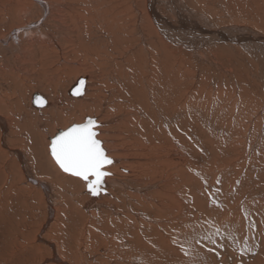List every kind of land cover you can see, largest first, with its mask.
<instances>
[{
  "label": "bare ground",
  "instance_id": "1",
  "mask_svg": "<svg viewBox=\"0 0 264 264\" xmlns=\"http://www.w3.org/2000/svg\"><path fill=\"white\" fill-rule=\"evenodd\" d=\"M168 1L169 0H167V3L164 4L162 6V8H160V5L158 4V0H0V15H1L0 21H2V23L4 24V25L3 24L0 25V149H3V150H0V184L2 183V185L0 186V237L8 239L7 243L9 242V244H11L14 242V241L12 242L11 238L13 236H16L19 233V228H22L24 231L26 229L27 230L29 229V228H27L28 225H26V223L22 222V220H21V223L23 225L21 224V227L20 226L19 227L17 226V228L14 227V221H18L16 219L19 218L16 215L19 216V214H20V216L24 217L27 215L26 214L27 212H30V211L35 212V214L31 213L32 216L31 215L30 216L27 215V216L30 217V218L28 217L29 219L34 218L36 220L38 219L39 221H41V223H40L41 227L40 226H39L40 228L37 227L38 229H42L43 227L45 228V226L47 225V222H50L54 216L56 218V215H55L56 212L52 208V206H50V205L45 206L46 204L44 205V203H43V204L39 205L41 207H39V206L33 207V204H35V203L32 204L30 202V199H31V201H34V199L31 197L29 198V196H30V192L32 190H34L35 188L32 189L31 186L27 185V182L30 184L36 185L37 188L40 190L39 191V190L35 189V196H37L36 194L39 195V192H45L46 195L50 196V194H49L50 189L47 188V186H48L47 184L54 185V186L58 185V187L62 188L63 191H65L67 188H78V191L80 193H82L81 190L83 189V193L85 194L84 201L86 202L88 198H90V200L87 203H85V205L84 204L82 205L81 201H80V204L82 206H79V207L83 208V209L93 208L97 212L100 211L97 208L102 207V209H104V210H101L102 212L100 211V213L105 212V214L107 215V218L109 217L108 219L105 218L107 221L109 220V222L108 223L106 222L104 224L105 227L102 228L103 230H105V232L109 236L107 239V246H106L107 248L101 250L102 253L100 256H104L107 253V255L110 254V255H112L111 257L118 258L119 260L117 263V262H115V260H117V259L114 260V258H110L113 260L107 262V264H119V263L120 264H123V263L124 264H131L129 260L134 258V257L135 258L132 259L133 264H135V263L136 264H164V262L162 263V260L164 258H165V260H164L165 262H169L168 261V259H169L168 255L171 252H174L175 251L174 249L176 247L175 246L173 249V247L171 245H173V242L175 240H177V237L174 240H170L171 236L169 233V234H165V235H167L166 237L162 236L163 238H159L157 240L150 238V240L149 241L147 240V242L152 247H145L146 244L142 241L140 242L141 234L138 230L139 229L138 227H140L141 225H144L145 222H152V221L155 222L156 221L154 219L155 216L153 214H155L154 210H158V209L153 207V206H156L157 204L156 205H153V204H154V202L155 203H157V202L155 200L153 201V199H155V198H152L151 196H149L150 194H148V193H153L152 191H150L151 189L149 191H146V192L144 189H142L139 193V194H141V196L139 198L137 197V199H136V193L133 192V184L134 183L128 182L127 184H124L123 181L130 180V179H128V177L130 175H129V173H127L126 170H124L122 168V165H119L118 161H119V157H126L127 154H125V155L121 154L122 150L119 149L117 147L118 145L114 142V139H113L114 136L112 135V128L110 127L111 122L109 123L108 119L103 120V119H100L98 117L97 118H94V117L90 118V119H94V121L98 125V127H96L94 129L97 132L96 138L101 141L102 146L105 149L107 156L113 161V163L111 165L106 166L104 169L106 172L110 173V175H108L104 178L102 187L100 188V190L102 192L99 190L98 194L95 196L92 195L87 190V188H86L87 183L85 181L79 179L78 177H74L70 174L64 173L58 167V165L55 163V161L53 160V158L50 155V152H49L50 139H52L54 137V135L57 133L58 130H65L66 128L65 129H58L53 134V136L48 137L47 145H46V148H47L46 151L48 152V158L47 159H46V157H47L46 151L43 154L44 157L42 156V147H44V146L42 144L43 140L41 141L40 140L41 138L39 139L40 133H37L33 130L34 128H40L42 125V124H40V125L36 124V121L38 120V119H36V117H38V112H41L39 114L43 113V114L50 115L49 116L50 119L47 120L46 123H43L44 126L45 125L48 126L50 123L55 124V126H57L56 124H59L60 118H63L66 115V111L68 110L67 109L66 111H63L64 109H62V110L59 109L60 107H64L65 105H67V102L64 101L65 98L68 99V100L67 99L66 100L70 102L69 106H71L72 108L73 107H77V108L82 107V108L87 109L89 112L95 111V113H97V110L98 111L100 110L103 113H105V117L112 115V113H114L115 110L118 112L125 113L126 109H131V112L129 115H123V114L122 115L125 117V122H129L132 125H134L136 123H140V121L142 119H144V120L148 119L150 115H153V117L157 116L159 118V120H162V117L165 115L166 117H165L164 121H165V123H167V122H169L171 120H175L177 117L181 116V112L179 113V112H177V110L171 109V107H172V105L173 106L175 105L174 100L177 97L179 90L180 91L182 90V86L187 81L186 78H191L192 80H195L196 78H198V76H200L198 78V79H200L201 75H203L202 76L203 78L204 77L206 78V76H212L214 79V82H210L213 84L212 86H214V89H211L212 88L211 87V88L207 89V91L205 90L207 95L209 94V96L210 95L212 96V94H213L214 96L218 97V99H216V100H219L220 99L219 95H221L222 93H224L226 91L228 93V96L230 99H232V100L237 99V100L233 101L234 105L231 104L232 106L240 104V108H241V107H243L241 105H245L247 110H248V107H250L251 103H255V102H253V98L250 94H252L254 92L255 88L257 87V85H255L254 82L251 81V79L253 77L256 79L258 78L259 81L261 79L263 82V88H264V35H261L257 32H254L256 30H253L252 32H250V30H245V28H238L237 26H232V27L228 28L227 31L221 30V31L213 32L212 31L213 28L211 27L213 25L210 23L209 19H207L206 21L199 20V21H201V22H199L198 18H197V20L195 19L196 18L195 15L196 16L198 15L201 18H203L202 17V15L204 14L203 12L211 14V13H213V12L215 13L217 11L223 16L222 17V18H224L223 22H231L232 21V23H233V21L250 20L264 30V0H188L187 3L190 4L191 8L190 7L189 8L191 10L188 9V7L186 6V10H185L186 14L183 12L184 10L181 7H179L178 4H176V2L174 3L175 0L174 1L170 0V2H168ZM172 1H173V4H172ZM159 9L163 12H169L170 11L171 14L174 13L173 12V10H174L175 11L174 14L177 17L179 16L181 18V20H183L182 23L185 22L184 24H186V30H191L192 32L195 31L196 34L194 32L193 33H194V36L196 35V38H200L199 39L200 43H201L200 46L203 45V47H204L205 42L207 43L211 39H212L211 41H213L214 44L217 42V45H220V46L221 45L223 46V43L228 44L229 42H232L233 44H236V46L240 47L239 49L245 51L248 56L247 55L242 56L241 52L238 50L237 47H236V49H237L236 52L238 53V55H241V57L240 56L234 57V59L220 60L217 58V54H216V56L214 55L216 51L213 52L214 54L209 53L207 51L209 53L208 57L205 56L202 51H201L202 53H200V54H190L189 52L186 54L187 50L185 49L184 42L179 37L180 35L174 34L175 32H173L174 31L173 26H171V24H169L167 22V18L162 16L161 12H159ZM10 13L15 14L14 15L15 18L13 20H9L10 18L9 19L7 18V16H9ZM35 13H37V14L34 17ZM201 13H203V14L200 15ZM207 17H209V16L207 15ZM225 18H226V20H225ZM217 19H219V18H217ZM6 21H8V22L6 23ZM220 22H222V21L218 20V23H220ZM235 23H237V22H235ZM17 30L19 31V33H15V31H17ZM202 32H207L206 33L207 35H203ZM192 35H186V46L189 47L188 44H190V45H192L190 47H192V49H193L195 46H193L194 44H191L192 41L190 40V38L192 39ZM196 38H194V39H196ZM217 45H216V47H217ZM200 46L198 49H200ZM234 47H235V45H234ZM230 48L233 49L232 47H230ZM203 49H206V48H203ZM211 49H213V48H211ZM231 49H229V51H231ZM215 50H217V49L215 48ZM219 50L220 49H218V51ZM72 51L78 52V54H81V57H84L85 59L96 58V60L98 61L100 66H99V68H93V67L92 68H93V70L94 69L98 70L99 72H97V73L102 74V76L98 77L99 74L98 75L96 73L94 74L93 73L94 71L90 72L91 70L89 71L87 69L88 66L87 67L83 66V64L80 62L81 60L77 61V62L70 60L71 59L70 58L71 57L70 52H72ZM221 51H222V49H221ZM72 55H73V53H72ZM191 55H193V57H191V58H193V60L190 58ZM93 56H95V57H93ZM77 59H79V56ZM37 62H40L39 65H41V67H43L42 69H43L44 73H45V71H47V73H53V72H57V71H58V73H64L65 71H68V70L70 71L72 69V71H75L78 74H81V69H79L80 64H81V68L84 67L85 70L82 71L84 74H81V76L75 78L73 82H69L68 86L66 88H64V91L60 90V92L57 93L58 95L55 94L59 97L56 96L57 98H54L53 101H51V99H48L45 95H43L42 94L43 92L41 93L39 91L31 94V96L28 95L30 97L29 98L26 94V92L28 91V90L26 91V86H28V84L25 85V83H28L29 80H32L31 79L32 77L36 76L35 70L37 69L36 68ZM79 62H80V64H79ZM101 63H103V64H101ZM254 64L259 65L258 67H260L259 69H260V77L261 78L253 75L252 66ZM47 65L54 66V68L49 69V67L47 68ZM251 70H252V72H251ZM86 71L90 72V73H88L89 75L87 73H85ZM49 76H51V75H49ZM226 77L228 78L227 81L225 80ZM213 79H212V81H213ZM215 79L217 80L216 82H215ZM223 79L226 82L224 83V87L221 88L220 84H221V81ZM45 80H47V83H50L52 81V76L47 77V79H45ZM208 80H209V78H208ZM80 81H84V84L82 86L80 85ZM196 81H195V83H196ZM201 81H202V79H201ZM42 82H44V80ZM101 82H103V84ZM42 85H44V83ZM51 85H53V84L51 83ZM100 85H102L103 87ZM186 85L188 87L187 83H186ZM203 86H204V84L202 85L201 83H199V85L197 86L198 88L197 87L194 88L195 89L194 94L196 92L201 91V90L204 91L205 88L202 89ZM186 88H184V90H186ZM257 88H258L257 90H259V87H257ZM77 89H80L82 94L73 95V92L77 91ZM212 90H214V91L212 92ZM55 91H56V88H55ZM100 92H101L100 99L102 98L103 103H104L102 105L104 107V108L102 107L103 109H101L100 106L94 104L95 101L93 102V98H95V97L98 98V94ZM220 92H222V93H220ZM234 92H235V94L232 97V94ZM237 92H239V94ZM33 96L35 98L37 96L42 97L43 100L45 101L43 106H40L38 102L33 103V98H34ZM28 98H29V100H28ZM214 98H216V97H214ZM12 99H15L16 102L11 103ZM21 100L28 101V108L27 109L26 108L21 109L22 114L20 115V114H18L19 112L15 113V111H16V109H18L17 108L18 105H19V107H21L20 106V105H22L21 102H23ZM94 100H96V99H94ZM254 100H255V98H254ZM97 101H98V99H97ZM99 101H101V100H99ZM199 101H201V99ZM108 102L113 103V104L108 106ZM23 103H25V102H23ZM96 103H99V102H96ZM252 107H250V108H252ZM258 107L260 108V105H258ZM242 109H239V110H242ZM55 110H59V111L55 112ZM251 111H254V109H252ZM261 111H262V109H261ZM33 112H37V113L33 114ZM148 112H149V114H148ZM197 112H198L197 118L201 119V121L203 122V124L205 126V127L202 126L203 128H205L207 130L209 129L212 132L214 130H216V128L214 129L215 126L210 124L211 121L208 120L209 118H207V117L205 118V115H203L201 113V110H197ZM231 113H232V111H231ZM251 113L253 114V112H251ZM260 113L261 112H259V114ZM32 114L34 117L31 116L32 117L31 118L30 115H32ZM51 114H52V116H51ZM261 114H263V113H261ZM22 115H23V117H22ZM223 115L224 114H221L222 117H223ZM231 115H230V117L233 116V115L232 116ZM234 115H235V113H234ZM114 117H116V116H114ZM137 117H139V119ZM220 117H219V120H220ZM222 117H221V120H222ZM236 118L238 120H240L241 123H239V122L238 123L242 125L244 121H245V123H248V122H246V120L249 118V114L247 116V114L245 112V113H242L240 116H237ZM155 119L157 120V118H155ZM215 119L218 121V118L215 117L214 120ZM226 119L227 118L225 116V121H226ZM258 119H261V117ZM222 121H224V120H222ZM227 121H228V119H227ZM230 122H232V120L229 121V123ZM250 122H251V120H250ZM153 123H156V122H153ZM215 123L216 122L214 121L213 124H215ZM260 123L261 122L259 120L258 124H260ZM78 124H81V123H78ZM114 124H116V123H114ZM263 124H264V121H263ZM70 125H73V124H70ZM174 125L176 126V124H174ZM172 126H173V124H172ZM256 126H258V125H256ZM46 127H45V129H46ZM222 127H224V126H222ZM244 127L241 128L242 132L238 128L236 129V130H239L241 132L239 137H238V134H236V133L234 135L237 138H240L242 136V138H241L242 141L240 139H238L239 143L237 145H238V147H244V149H245L244 156L241 154L243 156V159L241 160L243 165L241 168L244 167L245 169L242 170V172H239V171L235 172L236 178H235V180H232V181H234L233 182L234 185L235 184L237 185V183H239V182L241 184L246 185V184H249L252 181H254L257 178V176H259V178H260L259 174H255V173H257L255 170H256V168H258V167L260 168L264 164V162L262 161L264 159V154L261 152V150H259L255 155L257 157H260V159L261 158L262 159L257 163L253 162L254 161L253 159L257 158V157H254V155L252 156L250 154H252L251 150H253V152H255V148H254V145H251V146L248 145V142H249V144H252L251 143L252 141H253V143H255L254 139H255V136L257 134L254 135V133L251 132L252 129L250 130L248 127H245V128ZM147 128H145V129H147ZM177 129H180V128H177ZM167 130H168V128H167ZM172 130L176 131V129H174V128ZM236 130H235V132H236ZM193 131H195L196 133H200L203 136L206 132L205 131V132L201 133L200 130H199V132H197L196 130H193ZM226 131H228V130H226ZM12 133L14 135V139L12 138L13 136L11 137ZM215 133H217V132H215ZM258 133H259V131H258ZM216 135H218V133ZM248 135H249V137H248ZM199 136L200 135H198V137ZM219 136H220V133H219ZM221 136H223V135H221ZM234 136H231V137L235 138ZM253 136H254V138H253ZM15 137H16V139H18L17 141H16ZM20 137H22V138H20ZM186 137H187V135H186ZM214 137H215V135L212 136V135H210L209 132H207L204 136V138L206 140H208V142H212L214 145V146L213 145L212 146L215 147V148H212L210 150L206 149L207 153L204 155L205 161L209 162V161L213 160L212 163L214 165L216 164V167L222 166V165L226 166L227 162L224 163L223 162L224 160L221 157H223V156H225L224 158L228 157V155L226 156V153H228L229 151H237V149H236L237 145L235 146V148H233L228 143V141L224 142L223 141L224 139L223 140L220 139L221 137L220 138L219 137L214 138ZM223 138H225V136ZM135 140H136L135 142L137 144H142V143L146 142L144 139H142L140 137H136ZM5 141H11L13 143L17 142V144H19L18 148L19 147H20V149L23 148V151H19V150H16L13 148L11 149V148L7 147L6 144L4 143ZM193 141H195V140H193ZM233 141H235V140H233ZM199 143H200V141H199ZM194 144H195V142H194ZM209 144H211V143H209ZM259 147L264 149V141H262L260 143L258 148ZM15 148H16V146H15ZM24 148L27 149V151L30 150L29 152H31V154H33L32 155L33 157L27 156V153L25 152ZM172 149H173V147H172ZM214 150H217L216 151L217 156L215 155ZM190 153H192V152H190ZM178 155H179V153H178ZM156 157H158V156H156ZM180 157H182V156H179V158L176 156L175 160L176 161H183L184 157L183 158H180ZM191 157H193V155ZM230 157H232V156H230ZM234 157H235V155H234ZM171 158H173V157H171ZM154 159L157 160V158H154ZM238 160H239V158H238ZM161 161H163V160H161ZM235 161H237V159H235ZM255 161H257V160L255 159ZM185 162H186V159H185ZM195 162H196V159H195ZM159 163H161V162L159 161ZM158 164H157V166H158ZM162 164H164V163H162ZM169 164H170V162H169ZM231 164L229 163V165H231ZM47 165H49L50 167ZM153 165H155V164H153ZM157 166H154L153 168H155ZM182 166H185V165H182ZM234 166L237 167V165H234ZM28 168L30 169V171L27 170ZM183 168H185V167H183ZM201 168H203V167H200V169ZM228 168H230V167H228ZM234 168H232V169H234ZM148 169H149V167H148ZM225 169H227V168H225ZM225 169H223V170H225ZM263 169H264V167H262V171H263ZM189 170H191V169H188V171ZM213 171H215V169H211V170L209 169L207 171L204 170L202 172L203 173L202 177L201 176L200 177L206 180V177L209 176V173L211 174V173H213ZM144 172H147V171H144ZM195 172H197V171H195ZM23 173L26 175V177L28 179L27 182H25L23 179V175H24ZM222 173H225V172H222ZM222 173H220V177L223 175ZM233 173H234V171H233ZM150 174H151V171L149 170L148 173H146V174H143V175L139 174L137 176L138 178H136V179L138 181L140 180V182L142 181L144 183L145 181H149L148 178L151 177ZM198 174H200V173H198ZM60 175L62 177L64 176V178L66 177V179L60 180L59 179V178H61ZM164 175H165V173H164ZM179 175L180 174H178V176ZM211 176H212V174H211ZM247 177H249V179H247ZM222 178H223V176H222ZM262 178H261V180H262ZM154 179H156V177H154ZM157 179L159 180L158 177H157ZM161 179L159 180V183H160ZM172 179H174V178H172ZM198 179H199V177H198ZM207 179H208V177H207ZM80 180H81V182H80ZM186 180H184V181H186ZM263 180H264V178H263ZM42 181L45 182L46 184H44ZM174 181L172 183H164L163 182V184H162L163 186H161V187L158 185L161 189H160V191H158V189H157V191L160 192V194L165 196V200L164 199L161 200V198L156 197V198L160 199V203H161V201L170 200V201H168V203H169V202H171V200H174V199H175L176 203H179L178 201L180 199L186 200L185 199L186 198V192H184V190H185L184 187H182V188L180 187L179 190H181V191L174 194V195L170 194L171 193L170 191H168V192L164 191L165 188L173 189L174 186L176 185L174 183ZM198 181L202 182L200 179ZM206 181H208V180H206ZM215 181H217V180H215ZM232 181H231V183H232ZM221 182L222 181L219 182V185ZM154 184H156V183H154ZM241 184H240V186H242ZM263 184H264V182H263ZM79 185H80V189L78 187ZM160 185H161V183H160ZM196 185L198 186L199 184L196 183ZM236 185H235V187H236ZM107 186H108L109 191H107L104 188ZM147 187H149V186H147ZM186 187H187V184H186ZM191 187H193V186H191ZM196 187H194V189ZM226 187L223 189L226 190ZM232 187H230V188H232ZM188 188H190V187H188ZM210 188L212 189L214 187H210ZM216 188H218V187H216ZM259 188H261V190L263 189L262 187H259ZM177 189H178V187H177ZM234 190H236V188ZM212 191H213V189H212ZM259 191H260V189H259ZM154 192H155V190H154ZM260 192H262V191H260ZM225 193H227V192H225ZM247 193H249V192H247ZM205 194H207V192ZM220 194H222V193H220ZM52 195H54V194H52ZM142 195H143V197H142ZM195 195H196V193H195ZM209 195H210V193H209ZM228 195H230V193H228ZM244 195H246V194L244 193ZM248 195H250V194H248ZM202 196H204V195L202 194ZM141 198H143V200ZM250 199H252V198H250ZM202 201H201V203H202ZM257 201H258V203H256V204L260 205L258 207L262 206V210L261 209L260 210H261V212L264 213V198H263V200L260 199ZM141 203H144V204L148 203L147 205L145 204V206L147 208V209L145 208L146 210H142L140 208V206L142 205ZM162 203H164V202H162ZM184 203H186V202H184ZM210 203H211V201H210ZM224 203L225 202H223L222 205ZM182 204H180V205L182 206ZM232 205H235V204H232ZM35 206H36V204H35ZM67 206H69V205H67ZM43 207H44V209H43ZM171 207L169 206V208H171ZM194 207L195 206H193V208ZM196 207L198 210V206H196ZM223 207H225V206H223ZM226 207H228V206H226ZM151 208L152 209L154 208L153 212H152ZM182 208H183V206H182ZM200 208H201V206H200ZM200 208H199V211H200ZM172 209H173V207L171 208V210ZM202 209H204V206ZM221 209H222V207H221ZM218 210L220 211V209H218ZM226 210H229V209L226 208ZM42 211L46 212L43 220L41 219L42 218ZM159 211H160V208H159ZM163 211H164V209H163ZM165 211H167V210H165ZM168 212H171V211H168ZM251 212H252L251 211V203L249 201L248 202L245 201V203H244V202H242V200L241 201L238 200L237 205H235L234 207L232 206V215H230L231 213L230 214L226 213L221 219H219V220H221L220 224H225V223L232 224L234 227L233 232H235L236 228L241 232L246 228V230L249 234L243 235V238H245L247 241H249L250 237H251L250 233H252V231L254 230L252 223H251L252 222ZM258 212L261 213L260 211H258ZM75 214L79 215L78 212L77 213L75 212ZM174 214H176V213H174ZM219 214L220 213L218 212V216H220ZM46 215L48 216L49 219L47 222L44 223ZM193 215H194V213H193ZM210 216H212V215H210ZM93 217L94 216H92V219L96 220V218H93ZM74 218H73V221H74ZM103 219H104V217H103ZM37 221H35V222H37ZM158 221H161V220H158ZM19 222H20V219H19ZM102 222H104V221L102 220ZM142 222H144V224ZM161 222H163V220ZM74 223L76 224V221ZM74 223L71 225V226H74L73 230H75ZM140 223H142V224L139 226ZM158 223H160V222H158ZM28 224H30L31 227L33 225L32 223H28ZM130 224H132L133 226ZM155 224H156V222H155ZM170 224H168V225H170ZM146 225H147V223H146ZM154 225H153V227H157ZM157 225H159V224H157ZM211 225H212L211 229H214L211 231L213 233L216 232L220 228L219 226H216L214 223ZM76 226H78V225H76ZM163 226H164V224H163ZM145 227H147V226H145ZM149 227L152 228V226H149ZM142 228H143V226H142ZM167 228H169V227H166V230L174 232V229L172 230V227H170L169 229H167ZM65 229H66V231H70L72 228H69V230H67V228L65 226L64 229H62V231L64 233H66ZM157 229H155L154 231H157ZM261 229L264 230V224L263 223H262ZM30 230L31 231H29V232L25 231L24 236L27 237L30 234H32V229H30ZM144 230L145 229L142 230V232H143L142 236L144 234H147L148 232H150L147 229H146V231H144ZM151 230L153 231V229H151ZM176 230H177V233H179L181 235V230H179V229H176ZM152 231H151V233H152ZM159 231H160V233H162L161 230H159ZM159 231H157L156 233H153V234L156 235V234H158ZM75 232H76V230H75ZM115 233H117V235ZM37 234H39V231ZM114 236L117 237L119 239V241L115 240ZM148 236H150V234ZM174 236H172V237H174ZM16 237H18V235ZM180 239L182 240V237H180L178 239L179 242L181 241ZM261 239H262V244H260V246H264V234L261 235ZM20 241H22L21 238H20ZM49 241H51L52 244H49V243H46V244L52 248L48 247L45 244H42V245H45L48 247V250H46V251L50 250V252H49L50 256L51 255L53 256V254L55 255V259L50 258L51 261H53L54 264H72V263H70V261L68 262L65 257H63V256H65L63 247H62V249H59V247L57 248L56 242H54L52 240H49ZM18 242H19V240H18ZM40 242H41V240H40ZM117 242H123L126 250L122 251L120 253H117V251L115 249L110 248V247H112V245L116 244ZM241 242H242V240H241ZM22 243H23V241H22ZM244 244L247 245V244H249V242L244 243ZM244 244H241V246L238 250L239 253H237L236 255H240L241 257H243V249L245 248ZM38 247H36V248H38ZM248 247L249 246H247V248ZM135 248H139V250L136 251V250H134ZM2 249H4L3 251L6 252V254L4 252L0 251L1 254L3 255L2 256L0 254V257H1L0 260L1 261L3 260V262H1L0 264H12L13 262H16V264H18L19 263L18 261L22 258L31 256V255L32 256L38 255V253H36V252L40 248H38V249L27 248V249H24V251L19 252L18 254L16 252V255L11 254L13 257H15L12 260H9V259H11L10 255H9L10 257L6 256L7 253L9 252V250L6 251L5 247ZM54 249H57V253H54ZM251 249H255V247L254 248L250 247L245 251L248 252ZM177 251H179L178 254L180 253V256L182 258H184L183 252L185 251V253H186L187 250L185 248L184 249L177 248ZM189 251H190V248H189ZM134 252H137V253L135 255H133L132 253H134ZM138 252H140V253H138ZM149 252H150V254H153V257H152V255H148ZM131 254H132V256L128 257V255H131ZM159 254L163 255V256H167V257L160 259L158 257ZM45 255H47V254H45ZM70 256H72V255L70 254ZM124 256H127L128 260H125L126 258H123ZM4 257H7L8 259H6V260L2 259ZM136 257H139V258L136 259ZM141 258H143V259L140 260ZM70 259H72V258H70ZM73 260H74V258H73ZM76 260L77 259H75V261ZM260 260H262V259H260ZM79 262L81 263V261H79ZM98 262H99V264H101L100 261H96V264H98ZM121 262H123V263H121ZM138 262H140V263H138ZM80 263H78V264H80ZM105 264H106V262H105Z\"/></svg>",
  "mask_w": 264,
  "mask_h": 264
},
{
  "label": "rangeland",
  "instance_id": "2",
  "mask_svg": "<svg viewBox=\"0 0 264 264\" xmlns=\"http://www.w3.org/2000/svg\"><path fill=\"white\" fill-rule=\"evenodd\" d=\"M173 1H172V4H173ZM187 1L188 0H175L174 3L176 2V4H178V6L181 7L184 10L183 12L186 14V11H185L186 10V6L188 7V9L191 8L190 4L187 3ZM168 2H170V0ZM166 3H167V0H158V4L160 5V8H162V6L164 4H166ZM159 12H161L162 16L165 17V18H167V22L169 24H171V26H173V28H174V31L173 32H175L174 34L175 35H177V34L180 35L179 37L184 42L185 49L187 50L186 51V54L188 52L190 54H200V53L203 52L204 55L208 57L209 53H213V52L216 51L215 54L214 53L213 54L215 56L217 54V58L220 59V60H223V59H234V57H239V56L241 57V55H238V53L236 52V50H237L236 47H237L238 50L241 52L242 56L243 55L244 56L247 55V53L245 51L239 49L240 47L236 46V44H233L232 42H229V43L227 42L228 44L223 43V46L222 45L220 46V45H217V42L214 44V42L211 41L212 40L211 39L210 40L211 42L210 41L207 42V43L205 42L204 47H203V45L200 46V44H201L200 43V40H199L200 38H196V35L194 36L195 31H193L194 32L193 33L191 30H186V24H184L185 22L182 23L183 20H181V18L179 16L177 17L174 14L175 13L174 10H173L174 13H172V14L170 13V11L169 12H163L160 9H159ZM203 13L200 14V15L203 14L202 15L203 18H201L198 15L197 16L195 15L196 18L195 17L194 18L196 20L198 18V21L199 20L206 21L207 19H209L210 20V23L213 25V26H211L213 28V30H212L213 32H215V31H221V30H226L227 31L228 28H230L232 26H237L238 28H245V30H250V32H252L253 30H256L254 32H257V33H259L261 35H264V30L262 28H260L259 26H257L254 22H252L250 20L233 21V23H232V21L231 22H223L224 21V18H222L223 16L219 12H217V11L215 13L213 12L211 14H208V13H205V12H203ZM36 14L37 13H35L34 17L36 16ZM206 14L209 17H207ZM14 15H15L14 13H10V15L7 16V18L8 19L10 18L9 20H13L15 18ZM217 18H219V19H217ZM218 20H220L222 22L218 23ZM225 20H226V18H225ZM7 22L8 21H6V23ZM199 22H201V21H199ZM235 22H237V23H235ZM1 24H3L2 21H0V25ZM15 33H19V31L17 30V31H15ZM206 33L207 32H202L203 35H207ZM186 35H192V39L190 38L191 36L189 38L192 41L191 44H194L193 46H195L193 49H192V47H190V46H192L190 44H188L189 47L186 46ZM193 37L196 38V39H194ZM216 45H217V47H216ZM234 45H235V47H234ZM199 46H200V49H198ZM229 46L232 47L233 49H231ZM210 47L213 48V49H211ZM203 48H206V49H203ZM215 48L217 50H215ZM228 48L231 49V51H229ZM218 49H220V50L218 51ZM221 49H222V51H221ZM72 53H73V55H72ZM70 54H71V57H70L71 59L70 60H73V61H76V62L81 60L80 62L83 64V66H85V67L88 66L87 69L89 71L91 70L90 72H93L94 71L93 72L94 74L95 73L97 75L99 74L98 77H101L102 76V74L97 73V72H99L98 70H96V69L93 70V68H99V66H100L99 63H98V61L96 60V58H90V59L87 58V59H85L84 57H81V54H78V52H76V51H72V52H70ZM78 56H79V59H77ZM93 57H95V56H93ZM191 57H193V55H191L190 58ZM191 59L193 60V58H191ZM80 62H79V64H80ZM39 64H40V62H37V64H36V68H37L35 70L36 71V76L35 77H32L31 78L32 80H29L28 83H25V85L28 84V86H26V91L28 90L26 92V94H27V96L28 95L31 96V94H33V93H35L37 91H39L41 93L43 92L42 94L45 95L48 99H51V101H53L54 98L59 97V96H57L58 95L57 93L60 92V90H63L64 91V88H66L68 86L69 82H73L75 78L81 76V74H84L82 71L85 70L84 67L81 68V64H80V68L79 69H81V74H78L77 72L72 71V69L70 71L69 70L68 71H65L64 73H58V71L57 72H53V73H47V71H45V73H44V71L42 69L43 67H41V65H39ZM101 64H103V63H101ZM258 66L259 65L254 64L252 66L253 72L251 70V72L253 73V75L256 76V77H260V69H259L260 67H258ZM48 67H49V69H53L54 68V66L47 65V68ZM90 72H87L86 71L85 73L88 74ZM49 75L52 76V81L50 83H47V80H45V79H47V77H51ZM202 76L203 75H201V78L200 79H198L200 77V76H198V78H196L195 80H192L191 78H186L187 81L182 86V90L181 91L179 90L178 95H177V97L174 100V104L175 105L174 106L172 105V107H171V109L177 110V112H179V113L181 112V116L180 117H177L175 120H171V121H169L167 123H165V121H164L165 120V117H166L165 115L162 117V120H159V118L157 116L153 117V115H150L148 119H145V120L142 119L141 120L142 122L140 121V123H136V124L132 125L129 122H125V117L123 116V115H129L130 112H131V109H126L125 110L126 111L125 113L118 112V111L115 110V112L112 113V115L105 117V113H103L100 110L99 111L97 110V113H95V111L89 112L87 109L82 108V107H78V108L77 107H73L72 108L71 106H69L70 102L67 101L68 99L65 98L64 101L67 102V105H65L64 107H60L59 109H61V110L64 109L63 111H66L67 109L68 110L66 111V115L63 118H60L59 124H56L57 126H55V124L50 123L48 126L47 125L44 126L43 123H46L47 120L50 119V117H49L50 115L43 114V113L42 114H39L41 112H38V117H36V119H38V120L36 121V124L37 125L42 124V125H41L40 128H34L33 130L35 132H37V133H40L39 134V139L41 138L40 140L41 141L43 140V143L42 144H43L44 147H42V156L44 157L43 154H44V152L47 149L46 148L47 139H48V137L53 136V134L56 132V130H58V129H65L70 124L82 123L86 118H92V117H94V118H97L98 117V118L103 119V120L104 119H108V122L109 123L111 122L110 127L112 128V135L114 136V138H113L114 139V142L118 145L117 147L122 150V153L121 154H124V155L127 154L126 157H119V161H118L119 162V165H122V168L124 170H126L127 173H129V175H130L128 177V179H130V180L123 181L124 184H127L128 182L134 183L133 184V192L136 193V199H137V197L139 198L141 196V194H139V193H140V191L142 189H144L145 192L146 191H149L151 189L150 191H152L153 193H148V194H150L149 196H151L152 198H155V199H153V201L155 200L157 202V203L154 202L153 205H156V204L157 205L156 206H153V207L156 208V209H158V210H154V208L153 209L151 208L152 212L154 210V213H155L153 215L155 216L154 219L156 220L155 221L156 224H155L154 221H152V222H145L144 221L145 224H144V222H142L144 225H141L142 223L139 224V226L141 225L140 227H138L139 228L138 230H139V232L141 234V237H140L141 240H140V242L141 241L144 242L146 244L145 247H152L147 242V240L149 241L150 238H153V239L157 240L159 238L166 237L167 235H165V234H169V233H170V236H171L170 240H174L177 237V240H175L173 242V245H171L173 247V249H174L175 246L176 247L174 249L175 251L174 252H171L168 255V257H169L168 261L169 262H165L164 261L165 260L164 257H167V256L160 255L161 253L158 255V257L160 259L164 258L162 260V263L164 262V264H166V263L167 264H169V263L170 264H173V263L174 264H234L236 262L235 264H264V246H260V244H262L261 235L264 234V230L261 229L262 228V223L264 224V217H263L264 216V213L261 212L262 206L261 207H258L260 205L259 204H256V203H258L257 200H260V199L263 200V198H264V184H263V182H264V180H263V178H264V169L262 171V167H264V164H263V166H261L260 168L258 167L255 170L257 172L255 174H259L260 175V178H259V176H257L258 179L256 178L255 179L256 181L254 180V181H252L249 184H246L247 183L246 182L245 183L246 185L241 184L239 182V183H237V185L235 184L236 187H235V185L233 183L234 181H232V180H235V178H236V173L235 172H237V171L242 172V170L245 169L244 167L241 168L242 165H243L241 160L243 159L245 149H244V147H238V145H237L239 143L238 142V139L241 140L242 136L240 138H237V137L234 136L235 133L238 134V137H239L240 136V133L242 132L241 131L242 130L241 128H243L244 126L245 127H248L250 130L252 129L251 132H253L254 135H256V134L257 135L255 136V139H254L255 143H253V141H252L251 142L252 144H249V142H248V145H250V146L251 145H254V148H255V152H253V150H251L252 151V154H250V155H252V156L254 155V157H257L255 154L259 150H261V152L264 154V149L263 148H260V147L258 148V146L260 145V143L262 141H264V133H263L264 132V124H263V121H264L263 120L264 119V94H263L264 93V88H263V82H262L261 79L259 81L258 78L256 79L254 77L251 79V81L254 82V84L257 85V87H259V90H257L258 88L256 87L255 90H254V92L252 94H250L252 96V98H253V102H255V103H251V105L249 104L250 107H252V106L253 107L252 108L248 107V110H247V108H246L245 105H241L244 108L243 107L240 108V104L239 105L232 106V105H234V102L233 101H235L237 99H234V100L230 99L229 96H228V93L226 91L224 93L220 92L223 95L222 94L219 95V98H220L219 100H216V99H218V97L217 96H214L213 94H212V96L211 95L209 96V94L207 95V93H206L207 89H209L211 87H212L211 89H214V86H212L213 84L210 83V82H214V79H213L212 76H206L207 79L205 77L203 78ZM208 78H209V80H208ZM201 79H202V81H201ZM212 79H213V81H212ZM43 80H44V82H42ZM225 80L227 81L228 78L226 77ZM225 80L223 79L221 81V84H220L221 85V88L224 87V83L226 82ZM195 81H196V83H195ZM216 81L217 80L215 79V82ZM43 83H44V85H42ZM51 83L53 85H51ZM101 83L103 84V82H101ZM186 83L188 84V87H187ZM199 83H201L202 85L204 84V86H203L202 89H204V88L205 89H204V91L201 90V91L196 92L194 94V91H195L194 88H196L199 85ZM100 86H102V85H100ZM55 88H56V91L57 92L55 91ZM184 88H186V90H184ZM213 91L214 90H212V92ZM237 93L239 94V92H237ZM55 94H57V95H55ZM234 94H235V92L232 94V97L234 96ZM100 97H101V92L98 94V98L97 97L93 98V102L95 101L94 104L100 106L101 109H103L104 107L102 105L104 103H103L102 98L100 99ZM214 97H216V98H214ZM29 98H28V100H29ZM199 98L201 99L202 102L199 101L200 100ZM254 98H255V100H254ZM94 99H96V100H94ZM97 99H98V101H97ZM99 100H101V101H99ZM21 101H23V100H21ZM14 102H16L15 99H12L11 100V103H14ZM23 102H25L26 104L23 103ZM23 102H21V104H22V105H20L21 107H19V105L17 106L18 109H16L15 113H18L19 112L18 114L21 115L22 114V112H21L22 110L21 109H23V108L24 109L25 108L27 109L28 108V101H23ZM96 102H99V103H96ZM109 102H108V106H110V105L113 104V103H109ZM258 105H260V108L258 107ZM239 109H242V110H239ZM250 109L251 110L254 109V111H251ZM261 109H262V111H261ZM197 110H201V113L203 115H205V118L207 117V118H209L208 120L211 121L210 124L213 125V126H215L214 129L216 128V130L217 129L218 130L217 131L214 130L212 132L209 129L207 130V129L203 128L205 126H204L203 122L201 121V119H198L197 118V113H198ZM57 111H59V110H55V112H57ZM231 111H232V113H231ZM233 112L235 113V115H234ZM245 112H246L247 116L249 114V118L246 120V122H248V123H245V121H244L243 124L241 125V124H239V123H241L240 120H238L236 117L237 116H240L242 113H245ZM251 112H253V114ZM259 112H261L263 114H261V113L259 114ZM36 113L37 112H33V114H36ZM33 114L30 115V117L31 116L34 117ZM148 114H149V112H148ZM221 114H224L223 117L221 116ZM230 115L233 118L235 116L236 117L233 119L232 117H230ZM51 116H52V114H51ZM114 116H116V117H114ZM220 116L222 117V120H224V121L221 120V117ZM225 116L228 119V121H227V119L225 121ZM259 116L261 117V119H258V118H260ZM22 117H23V115H22ZM215 117L218 118V121L216 119L214 120ZM219 117H220V120H219ZM137 118L139 119V117H137ZM155 118H157V120ZM231 120H232V122L229 123V121H231ZM250 120H251V122H250ZM259 120L261 122L260 124H258L259 123ZM214 121L216 122L215 124H213ZM153 122H156V123H153ZM114 123H116V124H114ZM172 124H173V126H172ZM174 124H176V126ZM256 125H258V126H256ZM222 126H224V127H222ZM45 127H46L47 130L45 129ZM166 127L168 128V130H167ZM145 128H147V129H145ZM171 128L172 129L173 128L176 129V131L172 130ZM177 128H180V129H177ZM237 128L241 132L239 130H236ZM225 129L228 130V131H226ZM234 129L236 130V132H235ZM193 130H196L197 132H199V130H200L201 133L206 131L205 134L207 132H209L210 135H212V136L215 135L214 138H217V137L220 138L221 137L220 138L221 140L224 139L223 140L224 142H227L228 141V143L233 148H235V146L237 145V147H236L237 151H229L228 152L229 154L226 153V156L228 155V157L230 159L232 158L231 160L228 157H226L227 159L224 158L225 156L221 157L224 160L223 161L224 163L227 162L226 163V166L225 165H222L223 167L222 166H217L218 167L217 168L216 167V164L214 165L212 163L213 160H211L209 162H206L205 161V158H204L205 156L204 155L207 153L206 152V149H209L210 150V149L215 148V147H213L214 145H213L212 142H208V140H206L204 138L205 134L203 136L202 134L196 133ZM258 131H259V133H258ZM215 132H217L218 135H216L217 133H215ZM219 133H220V136H219ZM186 135H187V137H186ZM198 135H200V136L198 137ZM221 135H223V136H221ZM224 136H225V138H223ZM231 136H234L235 138H232ZM11 137L14 139L13 133H12ZM136 137H140V138L144 139L146 142L145 143H142V144H137L135 142L136 141L135 140ZM248 137H249V135H248ZM20 138H22V137H20ZM253 138H254V136H253ZM15 139H16V137H15ZM192 139L195 140V141H193ZM17 140L18 139H16V141ZM233 140H235V141H233ZM199 141H200L201 144L199 143ZM194 142H195V144H194ZM4 143L6 144L7 147H9L11 149L13 148V149H16V150H19V151H23V148H21V149H20V147L18 148L19 144H17V142H14L13 143L11 141H5ZM209 143H211V144H209ZM14 145L16 146V148H15ZM172 147H173V149H172ZM25 148H24V150L27 153V156L33 157L32 156L33 154H31V152H29L30 150L27 151V149H25ZM0 150H3V149H0ZM216 151L217 150H214L215 155H216ZM190 152H192V153H190ZM178 153H179V155H178ZM191 154L193 155V157H191L192 156ZM46 155H47V157H46V159H47L48 158V152L47 151H46ZM234 155H235V157H234ZM156 156H158V157H156ZM176 156L178 158H179V156H182L180 158H183L184 157V160L183 161H176L175 160V157ZM230 156H232V157H230ZM153 157L154 158H157V160L154 159ZM171 157H173V158H171ZM237 157L239 158V160H238ZM234 158L237 159V161H235ZM185 159H186V162H185ZM195 159H196V162L197 163L195 162ZM255 159L257 161H255ZM261 159H260V157L254 158L253 159L254 160L253 162H256L257 163ZM161 160H163V161H161ZM159 161L161 163H159ZM232 161L233 162L235 161V162L233 163ZM262 161L264 162V159ZM169 162H170L171 165L169 164ZM162 163H164V164H162ZM229 163L230 164L232 163L231 164L232 166L229 165ZM153 164H155V165H153ZM157 164H158V166H157ZM233 164L234 165H237V167L234 166ZM182 165H185V166H182ZM47 166H49V165H47ZM154 166H157L158 168L157 167L153 168ZM199 166L200 167H203V168L200 169ZM148 167H149V169H148ZM183 167H185V168H183ZM228 167H230V168H228ZM225 168H227V169H225ZM232 168H234V169H232ZM188 169H191V170L188 171ZM209 169L210 170L211 169H215V171H213V173H211L212 176L209 173V176H207L208 179L206 177V180H208V181H206L205 179L201 178L202 177V174H203L202 172L204 170L207 171ZM223 169H225V170H223ZM27 170L30 171L29 168ZM149 170L151 171V174H152V175L150 174L151 177L148 178L149 181H145L143 183L142 181L140 182V180L138 181L136 179V178H138L137 176L139 174H142V175L143 174H146V173H148ZM144 171H147V172H144ZM195 171H197V172H195ZM233 171H234V173H233ZM222 172H225V173H222ZM164 173H165V175H164ZM198 173H200V174H198ZM220 173L223 174L222 175L223 178H222V176L220 177ZM178 174H180V175L178 176ZM60 177H61V178H59L60 180H65L66 179V177L64 178V176L62 177L60 175ZM154 177H156V179H154ZM157 177L159 178V180L162 178L161 181H160L161 185H160L159 180L157 179ZM198 177H199V179L202 182L204 180L206 182L204 181L202 183V182L198 181L199 180ZM172 178H174V179H172ZM261 178H262V180H261ZM23 179H24L25 182L28 181V179H27V177H26L25 174L23 175ZM247 179H249V177H247ZM184 180H186V181H184ZM215 180H217V181H215ZM173 181L176 184L174 186V188L173 189L165 188L164 191L165 192L166 191L167 192L170 191L171 192L170 194L174 195V194H176V193H178V192L181 191V190H179L180 187L181 188L184 187V189H185L184 192H186V198H185L186 200L180 199L181 201L180 200L178 201L179 203L181 202L180 204L183 203L182 204L183 208H182V206L179 203H176L175 202V199L174 200H171V202H169L170 204L168 203V201H170V200H168V201L167 200L166 201H161V203H160V199H158V198H161V200L162 199L165 200V196L162 195V194H160V192H158L161 189L160 187L163 186L162 185L163 182L164 183H172ZM220 181H222V182L219 185V182ZM231 181H232V183H231ZM80 182H81V180H80ZM43 183L46 184L45 182H43ZM154 183H156V184H154ZM196 183H198L200 186L199 185L197 186ZM186 184H187V187H186ZM240 184L242 186H240ZM1 185H2V183L0 184V186ZM27 185L31 186L32 189L35 188L36 190H39L37 188V186L34 185V184H30V183L27 182ZM47 185H48L47 188L50 189L49 190L50 196L49 195H46L45 192H39V195L36 194L37 196H35V189H34V190H32L30 192V196H29V198L30 197L33 198L34 201H31V199H30V202L32 204L33 203L36 204V206H35V204H33V207H38L39 205H41L43 203H44V205L46 204L45 206H48V205L52 206V208L56 212L55 213L56 218L54 216L51 221L49 220L50 222H47L49 218L46 215V217H45V220L46 221L44 220V223L47 222V225L45 224L46 225L45 228L43 227L42 229H38L37 227H39V226L41 227V224H40L41 221H39L38 219H37L38 220L37 221L34 218L33 219H29L30 218L29 216L31 215V213L32 214H35V212H33V211L27 212L26 211L27 212L26 214L29 215V216L26 215L24 217L20 216V214H19V216L16 215L19 218L16 219L18 221H14V227H16V228H17V226L18 227L19 226L21 227V224H22L21 223V220H22V222L26 223V225L29 226V227L27 226V228H29V229L28 230L26 229L25 231L29 232V231H31L30 229H32V234H30L29 236L26 237V236H24L25 231L22 228H19V233L17 234L18 237H16L17 235L15 234L16 236H13L11 238L12 242L14 241L11 244H9V242L7 243L8 239H5V238L0 237V249H1L0 251L4 252L3 251L4 249H2V248L5 247V250L6 251L9 250V252L7 253L6 256L8 257L10 255L11 256V259H9V260H12L15 257H13L11 254H15L16 255V252L18 254L19 252L24 251V249H27V248H33V249L40 248L38 251L36 250L37 252L35 251L36 253H38V255H36V256H32L31 255V256L22 258V259H20L18 261L19 262L18 264H30V263L31 264H54L53 261H51L50 258H54L55 259V255L53 254V256L52 255L50 256L49 255L50 254L49 253L50 250L49 251H46V250H48V247H50L46 243L52 244L51 241H49V240H52V241H54V242L57 243V248L59 247V249H62V247H63L64 253H65V256H63V257H65L67 259V261L68 262L70 261V263H72V264H75V263L78 264V263H80L79 261H81L82 264H94V263L96 264V261H100L101 264H105V262H106V264H107V262L112 261L113 259H110V258H114V257H111L112 255H110V254H108L109 256L107 255V253L104 256H100L101 253H102L101 250L107 248L106 247L107 246V239L109 237L107 235V233L105 232V230L102 229V228L105 227L104 224L106 222L107 223L109 222V220L107 221L105 219V218H107V215L105 214V212L104 213H100V211L101 210H104V209H102V207L97 208L98 210H100L99 212H97L93 208H90V209H88V208L87 209L80 208L79 206H82L83 204L85 205V203H87L90 200V198H88L86 202L84 201L85 194L83 193V189L81 190L82 193H80L78 191V188H67L65 191H63V189L60 188V187H58V185H56V186L49 185V184H47ZM147 186H149V187H147ZM176 186L178 187V189H177ZM191 186H193V187H191ZM215 186L218 187V188H216ZM229 186L230 187L233 186V187L230 188ZM258 186L259 187H262L263 189L261 190V188H259ZM78 187L80 189V185ZM188 187H190V188H188ZM194 187H196V188L194 189ZM208 187L209 188L210 187H214V188H212L213 191H212L211 188L209 189ZM225 187H226V190L223 189ZM104 188L107 191H109L108 186L107 187H104ZM233 188L234 189L236 188V190H234ZM157 189H158V191H157ZM259 189L262 192H260ZM154 190H155V192H154ZM251 191L252 192L254 191V192L252 193ZM206 192H207V194H205ZM225 192H227V193H225ZM247 192H249V193H247ZM195 193H196V195H195ZM209 193H210V195H209ZM220 193H222V194H220ZM228 193H230V195H228ZM244 193L246 195H244ZM52 194H54L55 196L52 195ZM202 194L204 196H202ZM248 194H250V195H248ZM142 197H143V195H142ZM156 197H158V198H156ZM250 198H252V199H250ZM141 199L143 200V198H141ZM209 200L211 201V203H210ZM238 200L239 201L242 200V202H244V203H245V201L246 202L249 201L251 203V211H252L251 212V217H252V219H251L252 222L251 223H252V226H253V229L254 230L252 231V233H250V236L251 237H250V240L249 241H247L245 238H243V235L249 234L247 232L246 228L241 232V231H239L235 227L236 230H235V232H233L234 227H233L232 224H227V223L220 224L221 223V220H219V219H221L226 213H228V214L231 213L230 215H232V206L234 207L235 205H237ZM80 201H81V204L82 205L80 204ZM201 201H202V203H201ZM162 202H164V203H162ZM184 202H186V203H184ZM223 202H225V203L222 205ZM141 204L142 205L140 206V208L142 210H146L147 209L146 206H145L146 203L145 204L144 203H141ZM232 204H235V205H232ZM67 205H69V206H67ZM202 205L204 206V209H202L203 208ZM169 206L170 207L172 206L174 210L172 209L173 210L172 211L171 210L172 207L169 208ZM193 206H195V207L198 206V210H197V207L196 208L195 207L193 208ZM200 206H201V208H200ZM223 206H225V207H223ZM226 206H228V207H226ZM39 207H41V206H39ZM221 207H222V209H221ZM159 208H160V211H159ZM199 208H200V211H199ZM226 208L229 209V210H226ZM43 209H44V207H43ZM163 209H164V211H163ZM218 209H220V211ZM165 210H167V211H165ZM168 211H171V212H168ZM258 211H260L261 213H259ZM75 212L76 213L78 212L79 215L75 214ZM173 212L176 213L177 215L174 214ZM218 212L220 213L219 214L220 216H218ZM45 213L46 212L42 211V218H41L42 220H43V218L45 216ZM193 213H194V215H193ZM210 215H212V216H210ZM92 216H94L93 218H96V220L95 219H92ZM103 217H104V219H103ZM73 218H74V221H73ZM19 219H20V222H19ZM101 219L104 222H102ZM158 220H161V221L163 220V222L158 221ZM35 221H37V222H35ZM75 221H76V224L74 223ZM158 222H160V223H158ZM28 223H32L33 224L32 227ZM73 223L75 225L76 232H75V230H73L74 229V226H71ZM146 223H147V225H146ZM213 223L216 226H219L220 227L214 233L211 232L212 230H214V229H211V226H212L211 224H213ZM157 224H159V225H157ZM163 224H164V226H163ZM168 224H170V225H168ZM76 225H78V226H76ZM130 225H132V224H130ZM153 225L154 226H157V227H153ZM65 226H66L67 230H69V228H72L71 230L73 232L71 230L70 231H66V229H65V232L66 233H64L62 231V229H64ZM142 226H143V228H142ZM145 226H147V227H145ZM149 226H152V228L149 227ZM166 227H169V228L172 227V230L174 229V232L175 233L166 230ZM154 228L155 229L158 228L157 231L161 230V232L163 234L160 233V231L158 232L159 235L158 234H156V235L153 234V233H156L157 232V231H154L155 230ZM169 228H167V229H169ZM143 229H145L144 231H146V229H147L150 232H148L147 234H144L145 236L144 235L142 236V233H143L142 230ZM151 229H153V231ZM176 229L181 230V235L179 233H177V230ZM38 231H39V234H37ZM151 231H152V233H151ZM115 234L117 235V233H115ZM149 234H150V236H148ZM172 236H174L175 238L172 237ZM180 237H182V240L180 239L181 241L179 242L178 239ZM20 238L23 241V243H22V241H20ZM114 238H115V240H118L119 241V239L117 237L114 236ZM18 240H19V242H18ZM40 240H41V242H40ZM241 240H242V242H241ZM247 242H249V244L245 245L244 243H247ZM42 244H45L48 247L45 246V245H42ZM241 244H244L245 245V248L243 249V257H241L240 255H236L237 253H239L238 250H239ZM247 246H249L248 248H250V247L251 248H254L255 247V249H251L250 251L246 252L245 250L248 249ZM36 247H38V248H36ZM50 248H52V247H50ZM110 248L111 249H115L117 251V253H120V252L126 250L123 242H117L116 244L112 245V247H110ZM177 248H181V249H184L185 248L187 250L186 253H185V251L183 252L184 258H182L180 256V253L178 254L179 251H177ZM189 248H190V251H189ZM134 250L137 251V250H139V248H135ZM4 253L6 254V252H4ZM54 253H57V249H54ZM136 253L137 252H134L132 254L135 255ZM138 253H140V252H138ZM0 254H1V252H0ZM45 254H47V255H45ZM70 254L72 256H70ZM132 254L131 255H128V257L132 256ZM148 255H152V257H153V254H150V252H149ZM7 257H4L2 259L6 260V259H8ZM70 258H72V259H70ZM73 258H74V260H73ZM123 258H126L125 260H128L127 259V256H124ZM134 258H132V259H134ZM138 258L139 257H136V259H138ZM75 259H77L78 261L77 260L75 261ZM115 259H117V260H115ZM132 259L129 260L131 264H133V260ZM142 259L143 258H141L140 260H142ZM260 259H262V260H260ZM114 260H115V262L118 263V260L119 259L118 258H114ZM1 262H3V260L2 261L0 260V263ZM121 263H123V262H121ZM138 263H140V262H138ZM12 264H16V262H13ZM98 264H99V262H98Z\"/></svg>",
  "mask_w": 264,
  "mask_h": 264
},
{
  "label": "snow or ice",
  "instance_id": "3",
  "mask_svg": "<svg viewBox=\"0 0 264 264\" xmlns=\"http://www.w3.org/2000/svg\"><path fill=\"white\" fill-rule=\"evenodd\" d=\"M83 84L84 81H80V85ZM78 94H82L80 89L73 92V95ZM34 102H38L40 106L45 103L39 96ZM96 127L98 125L92 119L74 125L52 139L49 149L58 167L63 172L85 181L88 191L94 196L102 187L104 178L110 175L104 170L105 167L113 163L101 141L96 138Z\"/></svg>",
  "mask_w": 264,
  "mask_h": 264
},
{
  "label": "water",
  "instance_id": "4",
  "mask_svg": "<svg viewBox=\"0 0 264 264\" xmlns=\"http://www.w3.org/2000/svg\"><path fill=\"white\" fill-rule=\"evenodd\" d=\"M34 97V96H33ZM35 101V97L33 98V103H37V102H34ZM88 119H90V118H86L85 120H84V122L83 123H85ZM92 120H94V119H92ZM83 123H81V124H83ZM74 125H78V124H73V125H71V126H69V127H67L65 130H58L57 131V133L54 135V137L52 138V139H54L56 136H58L61 132H64V131H66L68 128H70V127H72V126H74ZM52 139H50V144H51V141H52ZM49 149H50V145H49ZM49 152H50V150H49ZM51 155V154H50ZM108 166V165H107ZM65 173V172H64ZM86 188H87V186H86ZM87 190H88V188H87ZM101 191V190H100ZM102 192V191H101Z\"/></svg>",
  "mask_w": 264,
  "mask_h": 264
}]
</instances>
